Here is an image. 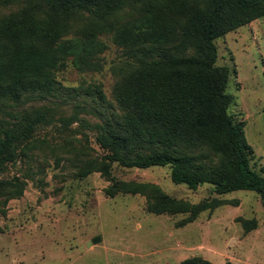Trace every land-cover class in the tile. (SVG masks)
<instances>
[{
  "label": "trees",
  "instance_id": "16d2710c",
  "mask_svg": "<svg viewBox=\"0 0 264 264\" xmlns=\"http://www.w3.org/2000/svg\"><path fill=\"white\" fill-rule=\"evenodd\" d=\"M261 18L264 0H0L3 205L20 198L26 186L19 178H2L7 166L37 149L40 128L58 124L92 132L103 152L80 162V178L100 172L111 179L115 163L128 169L170 166L175 184L192 190L208 184L217 195L253 191L264 206V169L252 166L245 121L229 112L230 69L217 64L215 43ZM106 34L126 54L114 68L116 107L99 86H90L80 90L108 103L107 113L95 110L100 122L83 117L84 106L60 115L49 105L64 89L57 72L69 64L102 70L99 54L106 45L99 37ZM121 192L145 196L151 213L187 214L183 224L226 204L178 200L150 183H114L106 189L111 197ZM244 226L250 232L257 223ZM180 264L213 263L193 257Z\"/></svg>",
  "mask_w": 264,
  "mask_h": 264
},
{
  "label": "rangeland",
  "instance_id": "374dc122",
  "mask_svg": "<svg viewBox=\"0 0 264 264\" xmlns=\"http://www.w3.org/2000/svg\"><path fill=\"white\" fill-rule=\"evenodd\" d=\"M252 23L215 43L217 64L230 69L229 112L245 121V136L254 151L252 166L260 171L264 169V18ZM99 40L106 45L99 54L102 70L82 71L69 64L57 72L64 89L49 105L60 115L84 106L81 115L100 122L96 109L107 113L108 103L116 107L114 68L126 57L125 49L111 34ZM90 86H99L108 103L80 90ZM37 138L38 147L30 157L9 164L2 175L6 180L19 178L26 186L24 194L7 206L0 199V264H180L193 257L213 264H264V206L256 192L217 195L208 184L192 190L172 181L170 166L128 169L115 163L111 179L100 172L80 178V162L103 154L92 132L78 125L64 130L55 124L40 128ZM122 182L155 184L169 196L193 204L213 199L226 204L183 224L187 214L149 212L145 196L106 193ZM253 221L257 228L246 232L244 223Z\"/></svg>",
  "mask_w": 264,
  "mask_h": 264
},
{
  "label": "crops",
  "instance_id": "0c3cea01",
  "mask_svg": "<svg viewBox=\"0 0 264 264\" xmlns=\"http://www.w3.org/2000/svg\"><path fill=\"white\" fill-rule=\"evenodd\" d=\"M253 23H254V22H253ZM253 23H252V24H253Z\"/></svg>",
  "mask_w": 264,
  "mask_h": 264
}]
</instances>
